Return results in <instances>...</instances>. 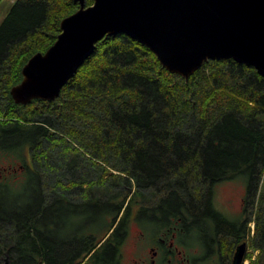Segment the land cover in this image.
Wrapping results in <instances>:
<instances>
[{"label":"trees","instance_id":"trees-1","mask_svg":"<svg viewBox=\"0 0 264 264\" xmlns=\"http://www.w3.org/2000/svg\"><path fill=\"white\" fill-rule=\"evenodd\" d=\"M78 7L15 0L0 22V158L10 160L0 163V264H119L129 221L194 234L179 243L210 263L252 222L249 264H264V77L225 59L185 79L119 33L97 42L55 100L14 103L22 66ZM25 151L32 164L19 177L13 156ZM228 179L245 186L247 218L214 206Z\"/></svg>","mask_w":264,"mask_h":264},{"label":"water","instance_id":"water-1","mask_svg":"<svg viewBox=\"0 0 264 264\" xmlns=\"http://www.w3.org/2000/svg\"><path fill=\"white\" fill-rule=\"evenodd\" d=\"M60 32L31 55L10 88L17 104L55 100L108 36L124 33L151 50L162 67L188 79L208 60L232 59L264 77V0H76ZM243 242L232 264H242Z\"/></svg>","mask_w":264,"mask_h":264},{"label":"flooded vegetation","instance_id":"flooded-vegetation-1","mask_svg":"<svg viewBox=\"0 0 264 264\" xmlns=\"http://www.w3.org/2000/svg\"><path fill=\"white\" fill-rule=\"evenodd\" d=\"M243 202L245 203L246 206H250L251 204L250 198L248 201L245 200V192H244V196L241 199V205L243 204ZM244 214L243 217L247 218ZM129 222L131 223L135 221H129ZM130 223L127 228V234ZM136 224L138 225L137 236H135L136 241L139 240L145 243L147 248L143 253L133 252L129 256L126 264H232L233 255L236 250V247L243 242L246 243L245 246V255H246V249H247L246 238L248 236H245L244 238H240L238 241L234 242L233 249L231 250L232 252L227 257L224 256L222 258L220 254V250H218V253L212 256L210 263L208 252H205L206 249L203 250L202 248L201 251L199 247L194 244H190L188 247H184L182 244L179 243V241L181 240L179 236L180 237L183 236H181L179 232H177L176 227L167 228L165 230H161V229L156 230L155 228L154 231H151L150 229H147L144 225L138 223ZM194 236H195L194 234L187 233L186 236H184L183 238L185 237L193 238ZM121 263L122 261L120 255L119 264Z\"/></svg>","mask_w":264,"mask_h":264},{"label":"rangeland","instance_id":"rangeland-1","mask_svg":"<svg viewBox=\"0 0 264 264\" xmlns=\"http://www.w3.org/2000/svg\"><path fill=\"white\" fill-rule=\"evenodd\" d=\"M14 1L15 0H0V22L3 19V17L6 15L7 11L9 10V7L13 4ZM7 159L8 157L3 159L0 158V163L2 161V163H4L7 166L8 162L10 161L9 159H8L9 161ZM13 163L15 164V168L12 167V171L17 173L19 177H21L22 173L26 171V169H23L24 164L28 165L29 167H31L30 165L32 164L28 151H25L23 153V157L22 155H20L19 157L18 156L16 157L14 155ZM7 172L10 173V171ZM244 192H245L244 184L237 179H228L218 182L215 185L214 195H213L215 208L231 219L237 218L240 215H243L244 213H245L244 215L248 217L250 215L249 214L250 212L248 210L249 206H246L244 202L241 205V199L244 196ZM247 226L252 231L254 224L249 223ZM137 230H138V225L135 222H131L128 229V234L122 245L121 264H126L129 256L133 252L143 253L147 248L145 243L139 240L136 241L135 236H137ZM251 234L252 233L250 232V234L247 235L248 237L246 238L247 249H246L245 261L243 264H249V262L252 259H254L258 253V250L255 249L254 246L252 245Z\"/></svg>","mask_w":264,"mask_h":264}]
</instances>
